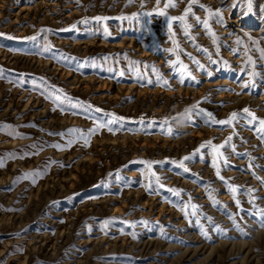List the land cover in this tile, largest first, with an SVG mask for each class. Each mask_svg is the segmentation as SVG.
<instances>
[{
	"label": "rangeland",
	"instance_id": "rangeland-1",
	"mask_svg": "<svg viewBox=\"0 0 264 264\" xmlns=\"http://www.w3.org/2000/svg\"><path fill=\"white\" fill-rule=\"evenodd\" d=\"M167 2L0 0V264H264V0Z\"/></svg>",
	"mask_w": 264,
	"mask_h": 264
},
{
	"label": "snow or ice",
	"instance_id": "snow-or-ice-1",
	"mask_svg": "<svg viewBox=\"0 0 264 264\" xmlns=\"http://www.w3.org/2000/svg\"><path fill=\"white\" fill-rule=\"evenodd\" d=\"M195 0H189V7H186L185 9V12L182 16L180 17H171L170 19L171 20H180V21H183L190 13L191 11V4L194 3ZM157 4H159V0H157ZM176 4L173 2V0H168L167 3H165V8H170V7H175ZM200 7H204L203 5H201ZM249 11L251 10V0H249ZM161 15H163L164 13H160ZM217 16H219V12L216 13ZM97 20H100L102 18H96ZM196 20L198 23H200V17H196ZM203 24L204 26L207 28L208 27V24H207V21H203ZM171 27V25H170ZM188 27H191L190 25L189 26H186V30H185V35H188V32H187V28ZM47 50V49H46ZM171 51V50H170ZM203 51H207L206 49H204ZM195 63L199 66V67H203L202 65L199 64V61H195ZM186 67V66H185ZM111 71V69H110ZM121 75H123V73H121ZM151 83V81H149ZM165 83H167V81H165ZM244 87H248L247 84L244 85ZM54 99L56 100H60L61 97L60 96H56ZM64 99H68L66 96L64 97ZM77 105L73 104L72 107H76ZM96 111H100V109H96ZM202 113V110H200L197 114H201ZM208 117L211 116V113H208L206 114ZM191 119V117L189 118ZM240 122V121H244L245 124L244 126H247V127H250L252 130L254 131H257L259 134H260V138L261 139H264V118H258L256 117L253 113H251V111L248 109V108H244L241 110L240 113H237V112H233L230 114L229 118L228 119H225V120H206V123H214V124H219L221 126H234L233 125V122ZM117 120L116 119H113L112 121H110L109 123H116ZM100 126L97 125V128H94V129H90L88 130V133H87V137H90L92 134H94L98 128ZM110 131H112L111 128H109ZM70 131H76L79 135L80 138L84 139V142H85V145H87L88 143V139L86 136H84L83 133H80L78 130H70ZM169 132H171L172 130L169 128L168 129ZM233 139V136L230 135L226 138L225 142L223 144H220L218 146H214L212 145V142L211 141H208L206 142L205 144H201L200 145V148L196 150V152L193 153V156H195L197 153L200 152L201 149H204L206 147H212L213 151L216 152L218 154V156L221 158V163H223L225 166L228 165V161H227V158L226 157H223V153H222V149H224L226 146L230 145V142L232 141ZM74 141H69L68 142V146L70 147L71 144L73 143ZM54 147L56 148H61V145H53ZM232 150L233 152H235V148L234 146H232ZM239 155V154H238ZM192 159V156H188V157H184L183 160L181 162H179V167L183 169V171L185 173H188L189 172V169L187 167L184 166V161L186 160H190ZM201 159H203V156L201 155ZM175 163V162H173ZM147 166L148 168H151L152 167V162H147ZM213 167H216V175L221 179V181H224V177L220 175V168L217 167V162L216 160L213 161ZM35 175H40V173H36ZM154 178H155V183L160 187V188H163L164 185L160 182L161 181V178L159 176H156L155 173H152L151 174ZM257 179H260L259 177H257ZM261 183H264V180H261ZM150 187V185H149ZM229 190L230 192H232L233 194L237 191V188L235 186H232V185H229ZM167 191L169 192H172L174 195H177L179 196L180 195V192L175 190V189H167ZM251 191V190H249ZM210 196H211V193H210ZM192 209L194 210L193 211V215H195V209H196V205H191ZM187 215V213H186ZM262 215H264V213H262ZM210 219V218H208ZM109 221H105V224H108ZM198 223V221H197ZM261 223H264V221H261Z\"/></svg>",
	"mask_w": 264,
	"mask_h": 264
}]
</instances>
